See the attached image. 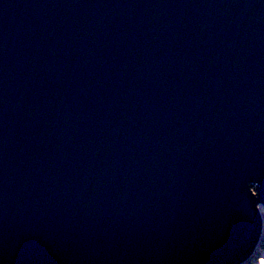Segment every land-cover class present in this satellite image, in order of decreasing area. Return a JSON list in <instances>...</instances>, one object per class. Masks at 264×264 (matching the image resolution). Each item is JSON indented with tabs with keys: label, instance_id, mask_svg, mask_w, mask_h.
I'll list each match as a JSON object with an SVG mask.
<instances>
[{
	"label": "water",
	"instance_id": "95a60500",
	"mask_svg": "<svg viewBox=\"0 0 264 264\" xmlns=\"http://www.w3.org/2000/svg\"><path fill=\"white\" fill-rule=\"evenodd\" d=\"M262 204L264 0H0V264H242Z\"/></svg>",
	"mask_w": 264,
	"mask_h": 264
},
{
	"label": "rangeland",
	"instance_id": "374dc122",
	"mask_svg": "<svg viewBox=\"0 0 264 264\" xmlns=\"http://www.w3.org/2000/svg\"><path fill=\"white\" fill-rule=\"evenodd\" d=\"M261 214H262V219L264 221V210L261 212ZM254 254H256L254 256V260L253 258L252 259L249 258L242 264H264V233L260 235V240Z\"/></svg>",
	"mask_w": 264,
	"mask_h": 264
},
{
	"label": "bare ground",
	"instance_id": "6f19581e",
	"mask_svg": "<svg viewBox=\"0 0 264 264\" xmlns=\"http://www.w3.org/2000/svg\"><path fill=\"white\" fill-rule=\"evenodd\" d=\"M263 226H264V222H263ZM263 230H262V233L261 234H263L264 233V228H262ZM256 254H251L249 257H248V259L250 258V259H252L253 258V260H254V256H255Z\"/></svg>",
	"mask_w": 264,
	"mask_h": 264
},
{
	"label": "trees",
	"instance_id": "16d2710c",
	"mask_svg": "<svg viewBox=\"0 0 264 264\" xmlns=\"http://www.w3.org/2000/svg\"><path fill=\"white\" fill-rule=\"evenodd\" d=\"M263 205V204H262ZM263 207H264V205H263ZM258 246V245H257ZM257 246H256V248H257ZM255 252V251H254Z\"/></svg>",
	"mask_w": 264,
	"mask_h": 264
},
{
	"label": "clouds",
	"instance_id": "9594fccd",
	"mask_svg": "<svg viewBox=\"0 0 264 264\" xmlns=\"http://www.w3.org/2000/svg\"><path fill=\"white\" fill-rule=\"evenodd\" d=\"M256 250V249H255Z\"/></svg>",
	"mask_w": 264,
	"mask_h": 264
}]
</instances>
